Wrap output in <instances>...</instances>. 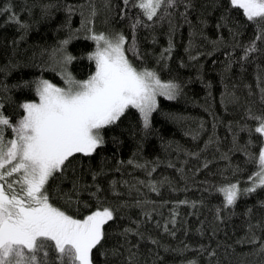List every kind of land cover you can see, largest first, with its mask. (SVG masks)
Listing matches in <instances>:
<instances>
[{"label":"trees","instance_id":"trees-1","mask_svg":"<svg viewBox=\"0 0 264 264\" xmlns=\"http://www.w3.org/2000/svg\"><path fill=\"white\" fill-rule=\"evenodd\" d=\"M133 3L0 0V9L11 5L28 25L21 29L8 22L10 13L0 15V110L15 123L25 114L22 104L39 102L37 81L67 86L50 59L54 50L74 57L67 71L83 81L96 71L88 59L92 32L122 34L132 65L175 82L178 94L158 96L147 130L133 108L105 128L102 147L76 154L49 180L51 202L81 219L98 203L115 210L93 264H264V187L242 193L232 206L219 191L229 183L249 187L256 171L250 154L259 153L261 136L249 129L257 126L252 116H264V39L255 40L257 29L229 0H177L170 15L152 21ZM137 18L142 23L133 32ZM253 41L257 50L244 58Z\"/></svg>","mask_w":264,"mask_h":264},{"label":"snow or ice","instance_id":"snow-or-ice-1","mask_svg":"<svg viewBox=\"0 0 264 264\" xmlns=\"http://www.w3.org/2000/svg\"><path fill=\"white\" fill-rule=\"evenodd\" d=\"M124 4L128 5L129 0H124ZM176 4L177 0H134L133 6L152 21L154 17L162 19L170 15L167 9ZM229 4L242 10L257 29L255 40L264 39V0H229ZM68 10L71 12V7ZM5 13H10L8 22L21 29L28 27L11 5L0 9V15ZM95 14L92 9L91 15ZM141 23L137 18L131 24L133 32ZM88 38L95 42V51L88 59L96 67L88 79L76 80L67 71L74 57L63 48L54 50L50 59L62 70L67 87L37 81L39 102L22 104L25 114L15 123L0 110V264H93L92 251L101 245L104 225L115 218V210L98 203L96 210L82 219L76 218L51 202L48 182L57 173L62 175L76 154L90 156L102 147L104 129L115 125L129 108L138 111L147 130L157 110V97L173 100L178 94L180 86L175 82H163L155 71L137 70L132 65L125 54L127 41L122 34L92 32ZM69 42L64 40L62 44ZM171 48L170 41L165 53H170ZM256 50L253 41L244 49V58ZM251 118L257 121V126L249 132L261 136L259 153L250 154L256 171L249 177V187L241 189L238 183H229L219 189L226 206L234 205L242 193L264 187V116ZM9 130L11 138L5 135ZM150 187L153 192L158 190L155 184ZM67 202L78 203L70 196ZM171 223L175 224V218ZM164 230L168 231L167 225ZM251 242H255V237ZM260 251L264 252V247Z\"/></svg>","mask_w":264,"mask_h":264},{"label":"rangeland","instance_id":"rangeland-1","mask_svg":"<svg viewBox=\"0 0 264 264\" xmlns=\"http://www.w3.org/2000/svg\"><path fill=\"white\" fill-rule=\"evenodd\" d=\"M163 82H165V81H163ZM53 84V83H52ZM55 85V84H54ZM57 87H61V86H58V85H56ZM65 87H67V86H65ZM65 87H61V88H65ZM158 98V97H157ZM38 103V102H37Z\"/></svg>","mask_w":264,"mask_h":264}]
</instances>
